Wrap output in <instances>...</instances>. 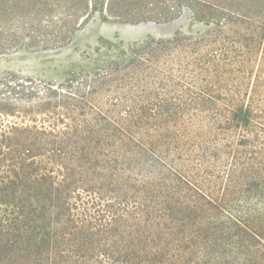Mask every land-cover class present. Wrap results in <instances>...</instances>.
<instances>
[{
	"label": "trees",
	"instance_id": "16d2710c",
	"mask_svg": "<svg viewBox=\"0 0 264 264\" xmlns=\"http://www.w3.org/2000/svg\"><path fill=\"white\" fill-rule=\"evenodd\" d=\"M98 9L208 27L0 75V264H264V0Z\"/></svg>",
	"mask_w": 264,
	"mask_h": 264
},
{
	"label": "rangeland",
	"instance_id": "374dc122",
	"mask_svg": "<svg viewBox=\"0 0 264 264\" xmlns=\"http://www.w3.org/2000/svg\"><path fill=\"white\" fill-rule=\"evenodd\" d=\"M121 7L123 0H116ZM87 0H0V75L14 72L38 81L57 80L75 70H93L128 58L154 37L203 31L204 22L175 24L105 18L95 10L82 21ZM107 0H98V7ZM100 3V4H99ZM74 28V30H72ZM69 35V38L67 36ZM64 42V43H63Z\"/></svg>",
	"mask_w": 264,
	"mask_h": 264
}]
</instances>
